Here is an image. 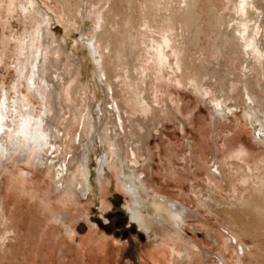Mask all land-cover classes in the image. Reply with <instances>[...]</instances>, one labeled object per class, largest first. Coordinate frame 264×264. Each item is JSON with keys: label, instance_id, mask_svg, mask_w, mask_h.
I'll return each instance as SVG.
<instances>
[{"label": "rangeland", "instance_id": "rangeland-1", "mask_svg": "<svg viewBox=\"0 0 264 264\" xmlns=\"http://www.w3.org/2000/svg\"><path fill=\"white\" fill-rule=\"evenodd\" d=\"M40 1L56 16L54 21L49 23L45 14L38 15L28 0H0V99L6 93L5 102L25 107L28 96L36 117L40 99L19 82L17 67L24 66V72L30 67L29 56L42 48L47 25L49 32L54 29L51 24L57 22L70 38L80 30L88 32L91 27L87 17L79 22L80 9L86 10L91 23L98 16L94 45L103 52L101 61L120 110L130 112L128 117L121 112L126 117L124 130L118 126L112 107L113 111L102 112L104 125L109 126L108 132L113 136L119 132L123 151L133 135L142 157L147 156L142 147V119L150 117L151 125L157 117L160 124L148 136L150 158L141 166L145 184L149 191L160 190L181 200L192 211L181 224L180 238L174 237L172 245L176 248L179 242H188L196 248L192 249V258L174 259L173 264H221L219 254H223L228 264H264V178L256 182L255 174L249 172L252 177L248 183L237 186V178L244 173L240 166L245 165L232 155L239 143H244L256 159L264 160V140L262 143L254 140L250 124L245 122L239 108L225 117L216 116L213 122L196 90L204 89L207 99H220L232 106L227 94L220 93L219 78L210 75L218 69L232 79L231 96L241 105L237 78H242L246 62L247 53L241 42L244 38L254 54L248 76L253 86L260 85L254 93L263 99L264 70L257 62L264 57V49L259 46L263 54H258L254 38L258 21L255 26L252 22L256 14L258 19L262 18L260 39L264 46V10L259 7L258 13H251L247 9L255 0H246L245 11L237 6L240 0ZM164 37L168 38V44ZM47 44L50 48L55 45L48 40ZM51 49L48 58L56 59L57 64L46 71L53 76L69 77L49 99L46 112L50 124L59 127L64 124L60 145L66 149L59 155L62 160L75 150L70 139L80 129L77 110L85 112L91 103L93 112L98 104L102 109L112 101L110 94L103 98L97 80V92L89 100L90 92L79 88L72 78L78 71L79 81H85L86 74L92 75L91 62L87 60L89 71L77 70L69 57L75 54L82 58L83 41L71 43L66 52ZM158 49L166 54L168 63H159ZM44 50L42 56L48 54V48ZM77 63L82 66V62ZM102 85L107 87L105 83ZM142 100L150 106L147 116L138 112L137 102ZM113 119L117 130L111 125ZM96 141L100 146L91 152L86 172L92 187L85 196L78 194L76 178L82 175L73 165L68 166V186L54 184L55 175L46 169L58 159L51 148L45 151V165L41 161L31 165L13 159L1 162L4 167L0 170V264H144L141 255L151 247L157 253L158 248L169 252L160 241H167L163 233L167 236L171 235L167 232L173 233L170 227L164 226V232L160 225H154L156 232L147 231L129 219L125 207L129 196L115 180L112 165L104 166L105 178L97 177L94 168L100 165L97 159L102 155V145L98 138ZM109 154L111 160L112 153ZM122 157L130 159L128 155ZM252 160L253 157L248 158L247 163ZM216 161L221 175L214 169ZM260 173L264 176V169ZM151 181H158L162 187L152 188ZM244 187L252 190L245 193ZM233 236L245 245L242 255L237 254ZM147 260L149 264H158Z\"/></svg>", "mask_w": 264, "mask_h": 264}, {"label": "bare ground", "instance_id": "bare-ground-1", "mask_svg": "<svg viewBox=\"0 0 264 264\" xmlns=\"http://www.w3.org/2000/svg\"><path fill=\"white\" fill-rule=\"evenodd\" d=\"M83 1L81 0V2ZM28 2L30 4V8H34L35 12L38 15H41L43 13L45 14V18L47 19L48 22L49 20L54 21V18L56 16H54L53 12L49 11L40 0H28ZM237 6L239 9H242V11L248 9L251 13L252 12L258 13L257 9H259V7H261L264 10V0H255L253 4L247 7V9H246V0H240ZM256 15L257 16L253 17L252 26L253 23L255 26V22L258 21L254 30V34H255L254 38L256 43L255 45L257 46L259 51L258 54L260 53L261 55L263 54V51L261 52L260 48L264 49V46L262 45V39H260V34L262 31V25L260 22L262 21V18L258 19V14ZM78 16L80 17L79 22L81 21L84 22L85 18L87 17V20L90 22L91 27L92 26L94 27L92 29H90L91 28L90 27L88 32L80 30V32L78 31L79 32L78 34L75 35L73 34L74 36L69 38L67 30H64V27L58 25L57 22L51 24V28L54 27V29H51V31L49 32H46L48 27H50V25H47L46 31L43 33L45 39L43 41L42 48H39L35 53L31 52V55L29 56L28 64L30 67L27 68L25 72L23 71L24 66L17 67L16 69L17 75L19 76V82L22 81L27 86L28 92L31 93L35 92L37 94L36 96L39 97L40 99L39 103L41 105L39 109V114L36 117L33 114L32 112L33 108L29 103L30 100L28 99V96L27 98L25 97L26 106L24 107L23 104L19 103V105H22V107H20L17 103L14 104L15 102H12V104H10L9 102H5L8 99L6 93H3V95H1L2 97L0 99V170H2L4 167L3 163L1 162L10 159H13L15 162H26L31 165H35L39 161H41L42 165H45L46 164V161L44 160V155L46 154L45 151L47 148H51L55 151V154L58 155V159L56 162H51L50 164H48L46 166V169L47 171H51V173L55 175L54 184L56 186H62L63 184H66V186H68L66 182L68 166L73 165L76 169L81 170V175H82L80 179L76 178L77 180L76 188L78 194L85 196L87 195L88 192L91 191V187H92L91 184L92 182L89 179L88 174L86 173L89 169L88 160L91 159L90 158L91 152L94 153L95 149L100 146L96 141V139L98 138V140L102 145L101 148L102 155L100 158L97 159L100 165L94 168L95 173L97 177L101 179V178H105L106 176L105 167H109V165L110 166L112 165V168L115 169L114 171L115 180L122 186L123 190L126 191L127 195L129 196L128 199L129 203L125 205L128 211L129 219L132 221H136L140 227L145 228L147 231L153 230L154 232H156L154 225H160L161 226L160 228L164 232H165L164 226L170 227L171 230L173 231V233L167 232V234L169 233L171 234L169 236L163 233L164 234L163 237L167 238V241H163V240L160 241L164 246L167 245L166 247L169 249V252H167L164 249L158 248L159 253H157V251L151 247V249H147V251H145L144 255L143 254L141 255L142 262L144 264H149L147 260V258H149L150 260L158 264H173L174 259H183V258L190 259L192 258V254H191L192 249L196 248V245L188 242H184V243L179 242L178 247L175 248V246L172 245L173 244L172 242H175L174 237L175 239L180 238L179 229L181 228V224L191 215L192 211L189 210V208L181 200L168 197L164 193L159 192L160 190L157 191V189L156 190L153 189L152 191H149L145 184V178H144L145 173L141 167L142 165H144L145 161H147V159L150 158V151L149 148L147 147L148 136L150 135V133H152L155 127L159 126L158 124H160L159 122L160 120L156 117L154 119L153 124L152 123L151 125L148 124L150 117L147 116L148 115L147 111H149L150 106L143 100H142L143 102L138 101L137 102L138 112H141L143 115L147 116L143 119L141 116L138 117L139 119L143 120L142 128H143L144 139L142 140V147L144 150H146L147 156L141 157L140 150L139 148H137L133 135L129 136L130 142L128 141L129 144L126 145V151H123L120 148L121 143L118 139L119 138L118 136H120L118 135L119 132L117 133L115 131L117 134L116 135L114 134V136L111 135V131L108 132V129H110L108 128L109 126L107 127L106 125H104V120L102 119L104 111L105 112L113 111L112 109H110V107H112L114 108V111L117 113V118L116 117L115 118L116 121L118 120L117 121V123L119 124L118 126L120 127V129L124 130V120L126 119V117L125 115L123 116L121 114V112L124 111L120 110L119 105L117 104L114 97L115 90H113L112 83L108 81L104 69L105 68L104 63L101 61V57H100L103 55V52H101V50L96 49L94 45L95 40L97 39L96 31L98 29L97 24L99 22V17L95 16V20H93L94 22L92 21L91 23V20L85 9H80L78 11ZM85 26L89 27L87 25ZM76 31L75 33H77ZM47 40L52 43H55V45H53L54 47L52 46L51 48L54 49L56 52H59V50L66 52V48L70 46L71 43L76 44V42L79 40L83 41L85 54L82 56V58L76 57L75 54L69 57L72 60L71 63L77 70L78 68H83L84 70L89 71L87 60L91 62L92 68L90 72L92 75L89 76L88 74L85 73L86 74L85 81H79L80 79L78 80V77H80L81 74L77 76L76 74L79 73L78 71V73L72 76V78L73 79L75 78L77 80V86L79 88H83L84 90L90 92V94L88 93L89 97H87L89 100L92 98V93L94 94V92H97L96 82L98 81V83L101 85V87L99 85V88L102 89L101 93L103 94V98L105 97L107 99L108 95L110 94L111 96L110 100L112 101L109 103V101L106 102V100H104L105 101L104 103L110 104L109 107L104 106L101 109L100 107L101 105L98 104L97 108L96 109L94 108L93 111L94 113L91 111L93 109L91 103L87 104V110L85 112L81 111L80 109L77 110L76 121L80 129L78 127L79 130L75 134L74 138L70 139L75 146V150L72 153H70L67 159H62V160L59 158V155L61 154L62 151H65L66 149L65 147H62L60 145L61 135L64 134L63 133L64 124L61 127L57 126L56 124L55 125L50 124L46 112H47V103L49 99L54 96V94L61 88V85L63 83L69 80V77H59L58 75L53 76L52 74H49L46 71L57 64L56 59L48 58L51 48L48 47ZM163 41L166 44H168L167 37H164ZM241 42L247 53L244 71L241 73L242 78L244 77L245 79L244 81H242L241 77L237 78V81L240 82V86H238L237 92L239 94L238 99L241 105L237 103V99L235 97L231 96L232 95L231 91L233 89L232 79L227 78L226 75L223 76L224 73L221 70L217 69L212 73L210 72V75L219 78L220 81L218 86L221 89L220 93L225 95L227 94V97H229L230 101L232 102V106H228L226 103H224L225 101L220 99H207L206 91L204 89L201 90L200 88L197 87L196 90H198V93L201 95L202 97L201 100L206 104V107L209 111V115L212 118L213 122H214L213 119H215L216 116L225 117L228 114L234 113V110L236 108H239L240 111L242 112V117L244 118L245 122L250 124L251 134L254 137V140L256 139L257 143H262L264 140V95H263V99L260 100L259 96L254 93L255 88L260 86L257 84L256 86H253L248 76L250 75L249 70L250 68H252L251 67V63L253 61L252 55L254 54L250 51L249 49L250 46L247 40L242 38ZM47 48H48V54L42 56L43 50L44 49L46 50ZM158 51H159L158 52L159 63L160 64L168 63V58L166 54L161 49H158ZM78 61L82 62L81 67H79V63H77ZM257 63L258 66H260L264 70L263 56L259 59ZM197 69H201V67L197 66ZM198 81L199 80H197V82ZM104 83L107 86L106 88L105 85H102ZM227 91H229V93ZM58 93L56 94V96L58 95ZM88 94L86 96H88ZM65 96L67 97V100L71 99L69 93H66ZM103 98L100 100L101 102L103 101ZM61 101H65V99L61 98ZM125 109L122 108V110ZM125 113L127 117L128 115H130L128 114L130 112H128L127 110H125L124 114ZM114 116L116 115L114 114ZM112 117L113 116H111L110 118ZM113 122H115V120L112 121V124L111 123L110 124L112 126H115V130H117V126H116L117 123H113ZM55 134H58L57 139L53 138V135ZM188 144L192 145L190 144V141L188 142ZM109 152L112 153L111 160L109 158L110 155ZM234 152L235 153L232 154L233 157H235L236 159L239 158L238 160H241L245 165V167L240 166V169H242L244 173L240 174L239 178H237L238 180L237 186L242 187L244 184L248 183V181L252 177V174L249 172L255 174L254 176L257 178L256 182L258 180H263L264 176L260 172L264 169L263 167L264 160L256 159L257 157L256 156L254 157L253 154L254 152L250 151L249 147H247L244 143H239L237 150L236 151L234 150ZM122 155L124 156L128 155L130 159L126 157L123 158ZM252 157H253L252 162L247 163L248 158H252ZM261 161H263L262 166L259 164V162ZM213 165L215 166L214 169L216 173L218 172V174L221 175V170L218 161H216L215 164ZM254 171L258 173H255ZM71 173L77 177L74 171H71ZM60 178L62 180H60ZM151 185L153 186L152 188L157 187L160 189L162 187L158 181H151ZM232 189L234 192H236L235 185H233ZM243 190L245 191V193H247L252 189L249 187H244ZM66 191L68 190H65V192ZM71 191L76 195V193L72 189ZM263 208H264V202H263ZM59 217L60 216L57 215V218ZM174 234L177 235L178 237H176ZM163 237H161V239ZM232 243L234 246H236V248H238L237 254L242 255L244 253L242 251L245 245L239 243L235 236H233ZM145 255L147 258L145 257ZM221 255L222 256H220L219 254L218 256L220 263L228 264L223 254Z\"/></svg>", "mask_w": 264, "mask_h": 264}]
</instances>
